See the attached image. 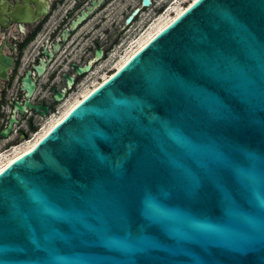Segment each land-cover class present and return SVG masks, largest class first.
<instances>
[{"label": "water", "instance_id": "water-1", "mask_svg": "<svg viewBox=\"0 0 264 264\" xmlns=\"http://www.w3.org/2000/svg\"><path fill=\"white\" fill-rule=\"evenodd\" d=\"M0 264H264V0H195L4 167Z\"/></svg>", "mask_w": 264, "mask_h": 264}, {"label": "flooded vegetation", "instance_id": "flooded-vegetation-1", "mask_svg": "<svg viewBox=\"0 0 264 264\" xmlns=\"http://www.w3.org/2000/svg\"><path fill=\"white\" fill-rule=\"evenodd\" d=\"M165 7L159 0H0V149L33 140L115 58L110 50L146 27L137 21Z\"/></svg>", "mask_w": 264, "mask_h": 264}, {"label": "bare ground", "instance_id": "bare-ground-1", "mask_svg": "<svg viewBox=\"0 0 264 264\" xmlns=\"http://www.w3.org/2000/svg\"><path fill=\"white\" fill-rule=\"evenodd\" d=\"M194 1L195 0H159L160 3L167 2L168 6L165 8V11L158 15H154L155 17L151 18V23L146 25V27L142 28L140 32L133 38V40L129 38V40L131 41L127 44L126 50H124L126 52L123 51V53H121L120 55L118 54L116 58L112 61V63H106L105 65H107V67L102 64L101 70L99 71L100 74L97 76L98 78L95 77V79L87 80L80 94H75L71 96L68 99L65 108L59 113L53 114L51 118L48 119V122L44 125L43 129L34 137L33 140L26 143L22 147H16L12 154H6L5 157L3 156L4 158L0 159V171L15 158L30 150L43 135H45L57 122H59L68 113V111H70V109H72L77 103H79L88 93L95 89L100 83L107 79V77H109L108 70L114 69L116 71L117 69H119L159 30L166 26L170 21H172L177 15H179L186 7H188ZM123 47L124 46L122 45L120 46L121 51Z\"/></svg>", "mask_w": 264, "mask_h": 264}, {"label": "rangeland", "instance_id": "rangeland-1", "mask_svg": "<svg viewBox=\"0 0 264 264\" xmlns=\"http://www.w3.org/2000/svg\"><path fill=\"white\" fill-rule=\"evenodd\" d=\"M165 3H167V2H165ZM185 3H186V2H185ZM185 3H184V4H185ZM184 4H183V5H184ZM167 6H168V5H167ZM154 17H155L154 15H153V16L147 15V17H146V15H144L143 17H141V18L137 21V24H138V25H145V22H147L146 25H148V24H150L151 21H152L151 18H154ZM142 19H143V21H142ZM146 25H145V26H146ZM139 32H140V30H132V31L129 32L128 34H129L130 38L133 40V38H134ZM127 41H128V42H127ZM130 41H131V40H126V41H124L125 43L122 44V46H124L123 49H122V51H121V49L118 48V49H117V53H116V55H114L115 58H116V56H117L118 54L120 55L121 53H123L124 50H126V48H127V44H128ZM124 52H126V51H124ZM112 58H113V57H112ZM115 58L111 59L109 62L112 63V61H113ZM113 73H114V72H113ZM113 73H112V74H113ZM112 74H111V75H112ZM96 78H98V77H96ZM77 90H78V89H77ZM77 90H76V92H78Z\"/></svg>", "mask_w": 264, "mask_h": 264}, {"label": "built area", "instance_id": "built-area-1", "mask_svg": "<svg viewBox=\"0 0 264 264\" xmlns=\"http://www.w3.org/2000/svg\"><path fill=\"white\" fill-rule=\"evenodd\" d=\"M166 8V7H165ZM165 8H164V10H165ZM162 13V12H161ZM160 14V13H159ZM123 44V42L122 41H119L118 42V44H116V48H113V49H111L110 50V52L108 53V57L110 56V55H112V54H114L115 52H116V50L119 48L120 49V46ZM107 57V58H108ZM106 58V59H107ZM105 59V60H106ZM100 64H102V61L101 62H99L98 63V65H100ZM97 65V66H98ZM110 71V70H109ZM109 75H111V74H109ZM25 141H27V140H25ZM16 146H19V145H12V146H10V147H5V148H1L0 149V156L3 154V155H5V154H8L13 148H15Z\"/></svg>", "mask_w": 264, "mask_h": 264}]
</instances>
